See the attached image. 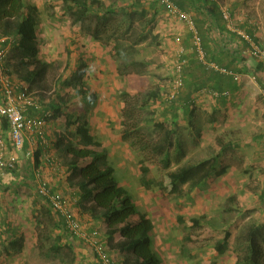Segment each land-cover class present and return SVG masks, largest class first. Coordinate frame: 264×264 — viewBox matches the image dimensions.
Masks as SVG:
<instances>
[{
  "label": "rangeland",
  "instance_id": "obj_1",
  "mask_svg": "<svg viewBox=\"0 0 264 264\" xmlns=\"http://www.w3.org/2000/svg\"><path fill=\"white\" fill-rule=\"evenodd\" d=\"M216 1L219 7L229 11L237 4L232 13L234 25L240 21L255 25L264 38V0ZM27 2L41 11L39 59L48 65L39 81L28 85L30 92L38 105L40 98L47 104L56 94L55 86L65 62L68 66L70 60L75 59L76 66L91 68L84 80L97 95L90 108L91 137L108 148L121 186L153 221V250L162 263L239 264L248 227L252 222H264V210L259 205L262 202L257 200L260 184L264 182V140L260 139L264 134V92L256 79L252 75L242 77L238 83L240 89L230 95L227 105L202 91L195 100L192 121H185L180 115L173 147L169 149L166 135L173 126L170 117L174 103L167 106V102L175 80L173 66L178 48L175 40L186 36L184 24L160 6L155 20L152 18L154 11H149V17L142 23L136 21L131 33L126 30L128 22L113 21L111 32L104 33L105 44L100 45L93 38L94 27L85 25L75 29L71 18L55 0ZM194 16L200 19L198 13ZM114 30L116 33L112 36ZM141 33L148 35L143 43L137 42ZM109 36L113 38L108 39ZM116 42L139 43L135 57L116 54ZM66 51L69 54L64 53ZM247 64L255 67L256 63L251 59ZM195 74L202 77L204 72L197 70ZM68 96L70 93L66 90L64 97ZM43 113L40 110L36 116ZM2 122L8 154L18 155V165L22 169L27 160L23 153L13 152L9 128L5 127V121ZM59 126L56 119L50 122L47 136H52ZM218 153V170L200 187L199 179L181 188L169 183L170 173L216 157ZM51 155L60 161L55 148L51 149ZM145 166L151 169L154 180V185L149 187L143 183ZM223 168L226 172L221 174ZM61 183L64 189L70 186L64 180ZM8 192L14 197L4 195L1 203L9 204L12 228L16 230V238L23 240V246L15 248L0 242V264H97L90 250L68 244H64L63 257L55 258L49 249L60 231L47 210L34 203L37 201L35 195L24 185L10 188ZM76 212L86 227L94 226L88 219L85 221L87 216L83 217L79 210ZM236 221L241 222L235 228L229 249L220 256L215 244ZM97 227L104 233L105 225ZM119 241L120 238L110 243L109 249L125 262L128 256L118 253Z\"/></svg>",
  "mask_w": 264,
  "mask_h": 264
},
{
  "label": "trees",
  "instance_id": "obj_2",
  "mask_svg": "<svg viewBox=\"0 0 264 264\" xmlns=\"http://www.w3.org/2000/svg\"><path fill=\"white\" fill-rule=\"evenodd\" d=\"M55 2L62 5L63 12L71 18L75 29H80L85 25L94 27L93 38L100 45L105 44L104 33L111 32L110 27L113 21L121 19L128 22L126 30L127 33H131L136 21L142 23L149 17V11H154L152 18L155 20L158 8L165 7L160 3V0H132L131 2L114 0L109 3L100 0H55ZM176 4L181 10L188 13H192L190 9L195 7L194 10H197L196 12L200 15V19L196 18V21L203 37L207 61L239 75H252L264 92V60L255 57V67L245 65L246 68H244V65H238L241 64L240 61L246 62L248 56L246 54L251 47L250 43L239 34L234 33L231 37L236 46L232 47L229 42V47L221 48L215 44L211 34L207 31L206 27L210 25L216 28L220 35L225 34L226 24L217 3L207 0H176ZM237 6L235 4L231 8V14L236 11ZM202 18H205L206 22H203ZM41 21L40 9L27 0H0V52H7L1 66L4 74L17 86L35 85L39 81L42 71L48 67L45 62L39 59L41 38L38 28ZM236 27L237 30L249 35L252 41L261 44V39L254 36L255 25L240 21ZM145 28L146 24L144 23L143 29ZM115 33L114 30L112 36ZM112 36H109L108 39H111ZM147 39L148 35L141 33L137 42L143 43ZM136 45L116 42L114 49L116 54L132 58L137 54ZM64 53L69 54L68 51ZM67 57L68 55H66V59ZM70 61L68 66L66 62L62 66V73L55 86L56 94L52 96L50 102L46 104L40 98L38 103L42 106L36 103L40 108L30 107L26 111L27 113L31 110L27 115L34 117L36 113L43 110L44 113L40 116L50 114L49 122L56 119L60 126L52 136L48 137L47 144L38 140L32 158L26 156L28 148L25 145L23 155L27 161L24 168L21 169L16 162L13 167H7L4 175L0 176V242L15 248L23 246V240L16 238V230L12 228L9 204L1 203V197L3 198L4 195L13 196V193L8 194L10 188L24 185L35 195L37 201L34 203L46 209L50 218L59 228L60 234L49 249L50 253L55 254V258L63 257L64 244L81 250H90L67 231L63 219L50 208L46 198L40 196L36 191V181L40 180L46 182L48 189L52 192L62 193L69 200L71 210L74 212L79 210L83 217L87 216L85 221L88 219L94 226L88 228L87 225L85 230H99L97 225L106 226V229L102 230L104 233L101 231L100 233L109 254L111 253L109 244L120 238L118 253L128 256V259L125 262L121 261L111 253L119 264H163L161 258L153 250L152 231L155 228L153 221L139 209L128 190L121 186L115 175V168L110 160L108 148L101 141L91 137L90 108L96 102L97 95L84 84L85 76L88 77L91 68L89 70L80 65L76 66L75 59ZM133 63L130 65H136V62L133 61ZM190 64V67L184 69L183 85L178 94L167 102L169 103L167 106L174 103L170 117L173 119V126L166 135L169 149L173 147L175 128L180 115L182 114L185 121H192L195 112L194 103L199 91L211 88L206 92L210 96L211 91L217 92L218 96L211 97L222 100L221 104H226L230 95L239 90V81L207 69L197 61ZM200 69L204 72L202 77L195 74L197 70L201 71ZM66 90L68 94L70 93L68 98L64 97ZM4 120L2 118V121ZM5 124L7 127L6 120ZM163 127L161 125L160 129ZM260 139L264 140V134ZM228 146L232 147V144H228ZM52 148L56 149L60 161L57 162L51 155ZM159 150L163 149L159 147ZM219 155L220 153L216 157L201 160L198 163L187 165L177 172L170 173L169 183L175 188H181L189 182L199 179L198 187H200L203 183L208 182L212 178V174L218 170ZM44 156L50 157L55 169L50 180L44 175L46 173L42 166ZM225 172V168L220 171L221 174ZM143 173L144 185L146 187L154 185L151 169L145 166ZM54 180L60 182L59 185L64 180L68 186L70 185V190L63 187L60 189ZM196 187L194 186V189ZM14 193L17 197L18 192ZM257 200L262 202L259 205L264 210V189L257 196ZM240 219L242 220V217ZM238 222L241 221H236L232 227L225 230L222 237L216 242L215 250L218 255L222 256L228 251ZM82 223L84 224V221ZM245 245L243 258L239 264H264V223L258 221L248 227ZM91 254L95 263L102 264L93 252Z\"/></svg>",
  "mask_w": 264,
  "mask_h": 264
},
{
  "label": "built area",
  "instance_id": "obj_3",
  "mask_svg": "<svg viewBox=\"0 0 264 264\" xmlns=\"http://www.w3.org/2000/svg\"><path fill=\"white\" fill-rule=\"evenodd\" d=\"M216 1V0H207ZM160 3L164 5L168 14L172 16L176 21L184 24L187 32L192 38L191 52L197 54L198 59L208 69L214 70L222 75L230 76L233 80L240 81L242 75L237 74L234 71L227 68H221L220 66L209 63L207 61L206 52L203 45V37L198 29L196 19L193 13H188L180 9L176 4V0H160ZM222 17L226 23L228 29L233 28L232 14L228 9L221 8ZM208 29L212 26L208 25ZM243 39L250 43V49L247 54L264 60V47L261 44H257L251 40L250 36L243 31H237ZM178 48L176 52V59L174 61V76L172 88L169 93L168 100L171 101L178 94L180 88L183 85V71L188 62L186 58V49L181 45L182 39L177 37L175 40ZM224 44V47H227ZM7 52H0V117L7 121L9 126V141L12 146L13 152L25 151V140L27 134L38 136L39 140L46 144L45 130L50 114L42 117H30L26 114V111L30 107L37 106L33 94L30 92L28 86L20 87L15 85L3 72L1 66ZM211 96H218V93L211 91ZM8 154L7 145L3 136V132L0 129V176L4 175L7 167H13L18 162V155L8 154L7 159L4 155ZM34 155L33 150H29L26 156L32 158ZM39 175V174H38ZM36 191L40 196L46 198L50 208L59 215L73 237L78 241L85 244L93 252L102 264H119L105 249L104 240L101 238L99 230L88 231L82 225L77 214L71 210L69 200L62 194L52 192L48 189L47 183L43 181H36Z\"/></svg>",
  "mask_w": 264,
  "mask_h": 264
},
{
  "label": "crops",
  "instance_id": "obj_4",
  "mask_svg": "<svg viewBox=\"0 0 264 264\" xmlns=\"http://www.w3.org/2000/svg\"><path fill=\"white\" fill-rule=\"evenodd\" d=\"M215 3H217V1H215ZM217 5L219 6V3H217ZM193 8V9H192ZM190 10H192V13H195L197 10H194L195 9V7H192ZM219 9H220V11H221V7H219ZM208 12H209V10H208ZM197 13V12H196ZM195 13V14H196ZM194 15V14H193ZM195 17V16H194ZM202 21L203 22H206V19L205 18H202ZM226 24V23H225ZM206 29H207V31L211 34V36H212V38L214 39V41H215V44L217 45V46H219V47H224L223 45L224 44H226L227 42H228V44L227 45H225V46H227V47H229V42L232 44V47L233 46H236V43H235V41L233 40V38L231 37V36H233V34L234 33H237V31H239V30H237V27L234 25V23H233V28L232 29H228L227 28V26H226V28H225V34L224 35H220L218 32H217V29L216 28H214V27H212L211 29H213V30H210V29H208L207 27H206ZM256 30H253V32H254V36L255 37H257V38H259V39H261V43H262V41L264 40V38H262L261 37V32L259 31V29L257 28V26H256V28H255ZM201 33V32H200ZM184 35H186L185 37H183V38H181L182 39V43H181V45L186 49V58L188 59V62H187V64H186V66H185V68L186 67H190V63H193L194 61H197L200 65L202 64L201 62H200V60L198 59V56H197V54H195V53H193V52H191V50H190V48L192 47V39H190L191 38V35L187 32L186 34H184ZM264 42V41H263ZM225 48V47H224ZM226 51V50H225ZM206 52V51H205ZM227 52V51H226ZM207 55V54H206ZM246 55H248L247 56V59H246V62L244 63V62H242V61H240L239 63H241V64H238V65H244V68H246V66L245 65H249V64H247V62H248V60H251V59H255V57L254 56H252L251 54H246ZM244 63V64H243ZM215 64V63H214ZM203 66H204V64H202ZM217 65V64H216ZM250 66V65H249ZM206 67V66H205ZM184 68V69H185ZM207 68V67H206ZM208 69V68H207ZM213 71V70H212ZM184 72V71H183ZM245 75H249V74H243L242 75V77H244ZM219 78V77H218ZM229 78H231L230 76H229ZM231 79H233V78H231ZM242 79V78H241ZM215 86H217L216 84H215ZM240 89V88H239ZM203 92H206L207 90H202ZM202 91H199L198 92V95L202 92ZM237 93V92H236ZM236 93H234V94H236ZM230 98V97H229ZM226 105H227V102H226ZM40 116V115H39ZM34 117H36V116H34ZM5 121V120H4ZM2 123V125H0V129L2 130V132L4 133V129H3V122H2V118L0 117V124ZM7 126H8V124H7ZM46 129H48V127L46 128ZM8 135H9V132H8ZM47 135H48V133H47ZM47 139H48V136H47ZM39 140V138H38V136H36V135H32V134H27L26 135V140H25V145L27 146V148H28V151L29 150H33L34 152H35V149H34V147H37V144H38V141ZM49 140V139H48ZM42 147H44L43 145H41ZM25 153V152H24ZM23 153V154H24ZM7 156H8V154H6V155H4V157L7 159ZM50 157H48V156H44V162H43V165L42 166H44V168H45V178H47L48 180H50V178H52V174H53V172L55 171V169L53 168V163H51V161H50V159H49ZM55 181V180H54ZM56 182V181H55ZM57 183V185H59V183L60 182H56ZM60 186V189H61V185H59ZM64 187H65V185H64ZM260 187H261V189L259 190V192H260V194H261V192L263 191V189H264V182H262L261 184H260ZM68 190H70L69 188H68ZM72 192V191H71ZM260 194H258V195H260ZM86 218V217H85ZM260 221V220H259ZM261 222H262V220H261ZM256 222H252V224H255ZM262 223H264V222H262Z\"/></svg>",
  "mask_w": 264,
  "mask_h": 264
},
{
  "label": "clouds",
  "instance_id": "obj_5",
  "mask_svg": "<svg viewBox=\"0 0 264 264\" xmlns=\"http://www.w3.org/2000/svg\"><path fill=\"white\" fill-rule=\"evenodd\" d=\"M35 100V99H34ZM36 102V101H35ZM27 114V113H26ZM29 116V115H28ZM31 117V116H30ZM36 117H42V116H36ZM50 122H49V120H48V122H47V127H48V124H49ZM46 127V128H47ZM8 128H9V126H8ZM45 139H46V144L48 143V139H47V134H46V130H45ZM11 148H12V146H11ZM8 151V150H7ZM21 153H24V152H21ZM33 153H34V151H33ZM78 216V215H77ZM81 221V220H80ZM81 223H82V221H81ZM82 225L84 226V227H86L83 223H82ZM89 231V230H88Z\"/></svg>",
  "mask_w": 264,
  "mask_h": 264
}]
</instances>
